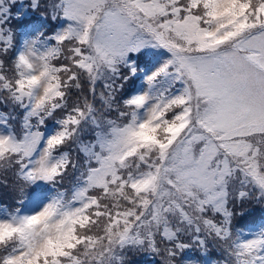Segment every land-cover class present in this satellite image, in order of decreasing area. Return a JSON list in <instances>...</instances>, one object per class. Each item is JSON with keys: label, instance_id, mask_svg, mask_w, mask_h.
<instances>
[{"label": "snow or ice", "instance_id": "6c2138e0", "mask_svg": "<svg viewBox=\"0 0 264 264\" xmlns=\"http://www.w3.org/2000/svg\"><path fill=\"white\" fill-rule=\"evenodd\" d=\"M0 264H264V0H0Z\"/></svg>", "mask_w": 264, "mask_h": 264}, {"label": "trees", "instance_id": "16d2710c", "mask_svg": "<svg viewBox=\"0 0 264 264\" xmlns=\"http://www.w3.org/2000/svg\"><path fill=\"white\" fill-rule=\"evenodd\" d=\"M254 215H255V216H257V217L260 215V213H259V210H258V209L255 211Z\"/></svg>", "mask_w": 264, "mask_h": 264}]
</instances>
